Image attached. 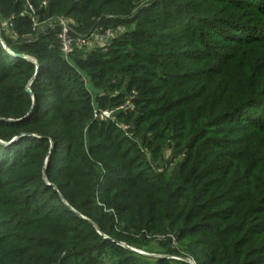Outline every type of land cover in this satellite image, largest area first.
I'll use <instances>...</instances> for the list:
<instances>
[{
  "label": "trees",
  "instance_id": "1",
  "mask_svg": "<svg viewBox=\"0 0 264 264\" xmlns=\"http://www.w3.org/2000/svg\"><path fill=\"white\" fill-rule=\"evenodd\" d=\"M29 1L0 0V264H264V0ZM59 17L123 31L65 58Z\"/></svg>",
  "mask_w": 264,
  "mask_h": 264
},
{
  "label": "built area",
  "instance_id": "2",
  "mask_svg": "<svg viewBox=\"0 0 264 264\" xmlns=\"http://www.w3.org/2000/svg\"><path fill=\"white\" fill-rule=\"evenodd\" d=\"M25 5H26L27 10L29 11L28 14L31 17V20L34 26H37L38 23L36 20V15L30 4V1L25 0ZM55 22L57 26V31H56L55 36L59 43L61 53L63 54L65 58H67V56L72 52L74 48L82 49L83 47H85L86 42L91 38H98L99 41L104 43V42H108L109 40H112L113 38H116L123 31V28L121 27H118L116 29L97 28L93 30L91 33H89L88 38H86L81 35H77L73 32L72 27H71V21L69 19L64 18V17H59L55 20ZM131 99L132 98H128L118 108L95 112L94 118L99 119L100 121H107V120L113 119V116L117 111H127L133 108ZM122 129L128 137H131L132 132L129 131L130 130L129 126H123ZM166 237L171 238L172 245L176 246L175 237L172 235L157 236L156 239L164 240ZM167 258L174 259V260H183V261L188 262L189 264H195V262L192 259H183V258L175 257V256H167Z\"/></svg>",
  "mask_w": 264,
  "mask_h": 264
},
{
  "label": "rangeland",
  "instance_id": "3",
  "mask_svg": "<svg viewBox=\"0 0 264 264\" xmlns=\"http://www.w3.org/2000/svg\"><path fill=\"white\" fill-rule=\"evenodd\" d=\"M135 11H136V10H133V13H134ZM133 26H134V25H132V28H133ZM114 29H116V28L114 27ZM7 34H9V36H10L11 38H13L12 35H11L9 32H7ZM75 34H76V32H75ZM77 35H81V36H83V37L88 38L89 32H88V31L80 32V33H77ZM13 40H14V38H13ZM107 43H108V42H104V43H103V42L99 41L98 38H91V39H89V40L86 42L85 47H83V48H84V51L89 52V51L94 50V49H96V48H105ZM102 45H103V46H102ZM83 48H82V49H83ZM9 52H11V51H9ZM11 54H12V56H16V55H14L12 52H11ZM129 131H130V130H129ZM131 249L137 251V253H139V254H141V255H145V256H146V255H149L150 257H153V256L155 257V256H158V254L162 253V249H160V248H158L157 246H155V245L153 244V242H151V244H150L149 246H147L145 249H140V250H137V249H134V248H131Z\"/></svg>",
  "mask_w": 264,
  "mask_h": 264
},
{
  "label": "water",
  "instance_id": "4",
  "mask_svg": "<svg viewBox=\"0 0 264 264\" xmlns=\"http://www.w3.org/2000/svg\"><path fill=\"white\" fill-rule=\"evenodd\" d=\"M19 58H23V59H26L24 56H21V55H19L18 56ZM37 67H39L38 65H37ZM28 92H30V90H28ZM126 248H129V247H126ZM130 250H132V251H134V252H137V251H135V250H133V249H131V248H129ZM149 256V255H148ZM154 257V256H153Z\"/></svg>",
  "mask_w": 264,
  "mask_h": 264
}]
</instances>
